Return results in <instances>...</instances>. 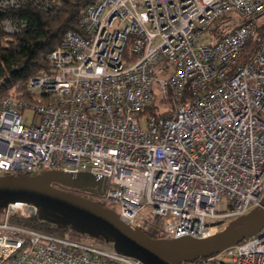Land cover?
<instances>
[{
	"label": "built area",
	"instance_id": "obj_1",
	"mask_svg": "<svg viewBox=\"0 0 264 264\" xmlns=\"http://www.w3.org/2000/svg\"><path fill=\"white\" fill-rule=\"evenodd\" d=\"M27 3L59 9V0H0V30L25 29L26 17L2 13ZM231 12L239 22L202 42L215 18ZM78 22L81 31L66 30L48 53L49 70L28 79L30 97L0 92V175H101L102 193L53 186L116 204L138 232L149 206L158 216L157 237L165 240L213 236L258 207L264 0H91ZM26 108L33 113L28 122ZM19 203L3 202L0 210V264H144L87 237L12 223L14 213L37 212L30 204L31 214H24ZM206 259L264 264V225Z\"/></svg>",
	"mask_w": 264,
	"mask_h": 264
},
{
	"label": "water",
	"instance_id": "obj_2",
	"mask_svg": "<svg viewBox=\"0 0 264 264\" xmlns=\"http://www.w3.org/2000/svg\"><path fill=\"white\" fill-rule=\"evenodd\" d=\"M60 183L71 188L102 193L105 178L94 173L53 170L39 175H0V204L21 202L55 210L76 224L99 229L108 235L119 251L139 258L144 264H166L163 257L180 258L204 253L232 239L248 237L264 225V197L252 211L231 219L226 227L210 237L188 235L171 240L151 237L133 230L116 211L94 199L53 186Z\"/></svg>",
	"mask_w": 264,
	"mask_h": 264
},
{
	"label": "trees",
	"instance_id": "obj_3",
	"mask_svg": "<svg viewBox=\"0 0 264 264\" xmlns=\"http://www.w3.org/2000/svg\"><path fill=\"white\" fill-rule=\"evenodd\" d=\"M89 2L91 0H59V9L56 13L41 11L27 3L17 10H8L2 13V15L24 16L28 19V26L14 33L0 30L1 93H11L16 97L24 98L31 96L28 79L34 74L49 70L50 64L47 55L56 46L66 30L81 31L78 20ZM24 174L35 175L32 172ZM1 209L2 205L0 204ZM152 216L154 217V215ZM9 221L33 229L75 238H88L89 235V232L80 231L79 228L70 229L67 225L41 220L38 215L25 216L14 213L10 215ZM141 232L151 237H157L156 232L150 231L145 226V219L142 221ZM97 236L95 235L94 239L91 240L97 242ZM244 238L237 239V241Z\"/></svg>",
	"mask_w": 264,
	"mask_h": 264
},
{
	"label": "rangeland",
	"instance_id": "obj_4",
	"mask_svg": "<svg viewBox=\"0 0 264 264\" xmlns=\"http://www.w3.org/2000/svg\"><path fill=\"white\" fill-rule=\"evenodd\" d=\"M215 21L217 22V26H215V29L211 30V28H208L207 30H204L201 33L200 38H201L202 42L211 43L210 41L214 40L220 31H223L228 27L236 25L239 22V17H238V14L236 12H231V13H229V15L224 13L223 15L216 17ZM210 35H211V37H210ZM156 74L161 75L158 72ZM155 94H156L155 105H156V108L159 110L161 108L160 92H159L157 86L155 88ZM23 114H24L26 121L28 122L32 118L33 113H32V110L26 108L23 110ZM6 175H8V174H6ZM93 199L96 202L100 203L101 205L110 207L114 211L118 212V207L116 204L109 202L107 200L100 199V198L94 197ZM221 206L223 208L226 207V203L224 200L221 201ZM22 208H24V207H22ZM25 209H23V211L27 214V209L26 210ZM250 210L252 211L253 209H250ZM141 212H142L143 218L145 219V226L148 229H150V231L157 233V231H158V216L153 217L151 215V213L149 212V206L144 207ZM35 215H38V218L41 220H47V221H50L54 224L67 225V226H69L70 229L79 228L80 231L89 232L88 238H86V239H94L95 235H98L97 236L98 238L96 239L97 240L96 243L101 245V246H104L107 248L114 246L113 241L106 240V238L103 235H101L97 232V230H99V229H96V228L95 229H93V228L88 229V228L82 227V226L76 224L75 222L69 220L66 216L62 215L61 213H59L55 210H50L47 208L40 207V209H37V212ZM231 219H229V221ZM236 241H237L236 239H232V240H229V241L224 242L222 244H219L218 246H216L212 249L206 250L204 253H197V254H192L188 257H181V260H182L181 264H213V262L206 259V257L209 254H212L214 252L225 250L229 245L235 243ZM171 259H173V258H171ZM174 259H176V258H174Z\"/></svg>",
	"mask_w": 264,
	"mask_h": 264
},
{
	"label": "bare ground",
	"instance_id": "obj_5",
	"mask_svg": "<svg viewBox=\"0 0 264 264\" xmlns=\"http://www.w3.org/2000/svg\"><path fill=\"white\" fill-rule=\"evenodd\" d=\"M20 205H21V210H22V212L24 213V214H26L24 211H23V209H27V215H29V214H31V211H30V209H31V207H32V205H30V204H23V203H19ZM22 207H24V208H22ZM25 209V210H26ZM130 225V227L133 229V230H135L136 231V225H134L133 223H130L129 224Z\"/></svg>",
	"mask_w": 264,
	"mask_h": 264
}]
</instances>
